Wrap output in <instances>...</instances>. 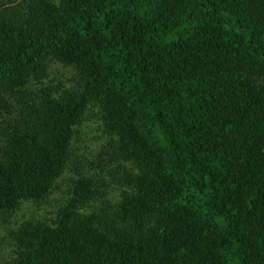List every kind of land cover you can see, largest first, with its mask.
Here are the masks:
<instances>
[{
    "label": "trees",
    "instance_id": "16d2710c",
    "mask_svg": "<svg viewBox=\"0 0 264 264\" xmlns=\"http://www.w3.org/2000/svg\"><path fill=\"white\" fill-rule=\"evenodd\" d=\"M89 110L99 172L8 229L1 264H264V0H0L8 227L59 190Z\"/></svg>",
    "mask_w": 264,
    "mask_h": 264
},
{
    "label": "rangeland",
    "instance_id": "374dc122",
    "mask_svg": "<svg viewBox=\"0 0 264 264\" xmlns=\"http://www.w3.org/2000/svg\"><path fill=\"white\" fill-rule=\"evenodd\" d=\"M48 84L61 83L68 87L72 84L74 72L70 68L63 67L59 64H51L49 68ZM106 138L102 132L101 123L95 111L89 110L83 120L77 125L73 142L70 148V159L62 177L57 181L59 190H53L49 197L39 205L24 203L16 215L10 220L12 226L0 220V264L6 258L7 247L5 245V234L8 229L15 227L22 220L33 222H49L54 217L57 206L61 203L62 192L65 190L67 181H70L78 174L98 173L99 170L94 168L93 162L102 152ZM101 164L104 166V158L101 157ZM106 181L109 183L108 178ZM63 183V184H62ZM119 193L117 186L109 185L106 190V197L111 202H115Z\"/></svg>",
    "mask_w": 264,
    "mask_h": 264
}]
</instances>
